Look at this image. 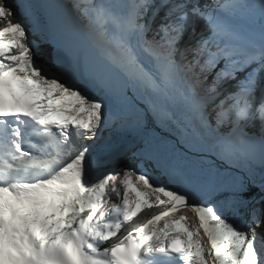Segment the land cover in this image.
<instances>
[{"label": "snow or ice", "instance_id": "1", "mask_svg": "<svg viewBox=\"0 0 264 264\" xmlns=\"http://www.w3.org/2000/svg\"><path fill=\"white\" fill-rule=\"evenodd\" d=\"M261 201L264 0H0V264H264Z\"/></svg>", "mask_w": 264, "mask_h": 264}, {"label": "bare ground", "instance_id": "2", "mask_svg": "<svg viewBox=\"0 0 264 264\" xmlns=\"http://www.w3.org/2000/svg\"><path fill=\"white\" fill-rule=\"evenodd\" d=\"M209 2H211V0H209ZM105 136H108V133L107 132L105 133ZM117 139H121V141H123L125 139V137H123L122 134L121 133H118V132H113L112 133V135H111V141L110 142L113 144V147L114 148H117L118 149L122 145L123 142L119 141L118 143H120V144H118V143H116L117 142L116 141ZM126 139H129L130 140L131 137L128 136V137H126ZM130 162H131V153L129 152L126 157H121L120 158V160L117 162L118 164L116 163L114 165H110V167L122 168L126 163H130ZM119 202L120 201L118 200V198H115L114 197L111 200V202L109 203V206H111V203H119ZM184 209H186V208H184ZM184 209L181 210L180 214L187 215L190 218V220H192L193 218H195L194 220H196V217H195V214L194 213H192L191 211H189V209H186V210H184Z\"/></svg>", "mask_w": 264, "mask_h": 264}, {"label": "trees", "instance_id": "3", "mask_svg": "<svg viewBox=\"0 0 264 264\" xmlns=\"http://www.w3.org/2000/svg\"><path fill=\"white\" fill-rule=\"evenodd\" d=\"M257 196V199L259 200V197H260V193H259V189H254L253 190ZM209 203H211L212 201H208ZM255 207L257 208H261V207H264V201H261L259 204H256ZM257 231H264V229H257Z\"/></svg>", "mask_w": 264, "mask_h": 264}, {"label": "rangeland", "instance_id": "4", "mask_svg": "<svg viewBox=\"0 0 264 264\" xmlns=\"http://www.w3.org/2000/svg\"><path fill=\"white\" fill-rule=\"evenodd\" d=\"M117 142L116 143H118L119 141H121V139H117L116 140ZM124 141V140H123ZM123 141H121V142H123ZM118 144H120V143H118ZM132 162V161H131ZM118 164V163H117ZM153 199H154V197H153ZM186 209H188V208H186ZM186 209H184V210H186ZM189 211H191L190 209H189ZM184 212V211H183ZM178 215H180V213H178ZM196 217V216H195ZM249 217L247 216V214H246V216H245V219L247 220ZM195 218H193L192 220H194ZM196 223V222H195Z\"/></svg>", "mask_w": 264, "mask_h": 264}]
</instances>
